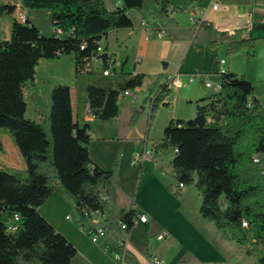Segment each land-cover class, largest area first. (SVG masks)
Here are the masks:
<instances>
[{"label": "trees", "instance_id": "obj_1", "mask_svg": "<svg viewBox=\"0 0 264 264\" xmlns=\"http://www.w3.org/2000/svg\"><path fill=\"white\" fill-rule=\"evenodd\" d=\"M11 1L0 4V15H13L17 5L21 10L48 9L53 34L44 35L27 16L13 18L9 38L0 29V131L11 134L26 165L23 171L0 168V264H71L77 249L45 216V208L62 192L73 199L83 222H89L93 213L110 215L120 164L104 170L93 162L90 125H81L74 113L70 86L50 89L49 111L39 122L26 117L24 91L34 83L42 59L73 55L79 76L93 73L92 59L98 57L102 77L87 85L85 104L88 113L100 120L118 118L123 93L142 87L145 75L121 73L114 80L106 78L103 72L114 62L102 41L111 31L133 27L130 14L142 12L144 0H119L114 10L105 0ZM158 2L161 22L173 24L168 18L170 1ZM199 28L214 30L206 22ZM241 32L230 36L215 32L218 39L210 46L216 48L227 39L229 55L244 48L252 51L255 39H242ZM218 82L221 90L198 100L193 118L168 124L154 152L175 151L173 185L195 186L202 200L201 218L213 223L222 238L246 248L247 256L255 255V264H264V101L242 75L226 70ZM170 92L165 83L155 82L146 99L152 113ZM14 215L20 222L18 230L10 232L8 223ZM135 215L133 210L120 211V219L130 228L127 233ZM124 260L140 264L129 251Z\"/></svg>", "mask_w": 264, "mask_h": 264}, {"label": "crops", "instance_id": "obj_2", "mask_svg": "<svg viewBox=\"0 0 264 264\" xmlns=\"http://www.w3.org/2000/svg\"><path fill=\"white\" fill-rule=\"evenodd\" d=\"M146 1L144 0L142 12L134 11L130 14L133 27L111 31L102 41V45L112 55L114 62L112 68L116 71L114 75L111 74L106 78L114 80L119 78L121 73L144 74V83L142 87L137 88L142 89L148 82L147 77L153 75L163 77L160 84L166 83L168 77L175 74L199 73L202 76L214 77L219 70V62L224 60L226 70L244 76L253 84L256 97L264 101V0H169L171 7L168 18L173 21V24L161 22V6L158 0H154L155 5L148 12L146 11ZM8 2L12 3L11 0H3L0 4ZM105 3L110 10H114L120 5L119 0H105ZM216 4L219 7L214 10L213 6ZM181 8L185 10L179 11ZM181 11L182 13L178 14ZM16 13L17 10L12 16L17 19ZM193 16L203 22L212 24L214 30L195 27L192 21ZM187 20L189 23H187ZM144 24L155 30H164L166 35L160 39L146 40ZM239 30L242 31L240 35L242 39H255L252 51L244 48L235 54L229 55L227 51L229 42L227 39L221 41L216 48L210 46L212 41L218 39L215 32H225L230 36ZM111 34L113 36L112 40L110 39ZM250 53H253V58L249 57ZM121 55L126 56L122 58ZM117 60L122 63L120 71H117ZM94 68L102 71V62L100 60L95 61ZM216 82H218V79ZM201 84L202 87H205L203 81H201ZM27 87L30 88V94H36V81L30 83ZM183 90H188V92ZM134 91H131L132 94ZM207 96L205 91L197 88L171 89L170 94L164 98L159 105L160 107H158L161 111L166 112L162 124L164 127L163 136L164 129L172 120L193 118L196 114V105H192V102L194 100L197 102ZM129 97L132 98L134 103L137 101L135 94ZM182 102H186V105H183ZM148 104L151 108L149 102ZM85 110L88 113L87 104H85ZM76 114L80 117L79 109H77ZM82 119L81 125L89 124L86 115ZM121 132L115 134L118 135L114 138L116 147L130 141L129 134L131 132H128L127 136ZM122 135L125 137H122ZM147 138H149V134L143 140L144 146L148 144ZM125 150V147H121L120 154H125ZM173 158L174 154L172 160ZM93 162L104 170L112 169L110 166L105 167L94 160ZM25 168L26 166L20 170L23 171ZM119 168L121 173L122 165ZM170 186H173V184ZM126 196L124 195L121 199L118 189L112 206V213L109 215L108 212H105L98 219L99 224L106 229V236L95 244L81 232L80 226L86 227L89 222L81 221L78 215L74 216L76 210L73 199L65 194L57 195L54 199L55 202L64 205L63 208L52 205L57 219L52 220L49 212L44 214L75 245L77 254L71 264H128L124 259L117 260L115 257L117 254L124 255L125 249L121 246V242L124 241L128 243L127 252L134 254L140 264H154L153 258H159L162 264H197L193 258V260L186 259L184 255V253H187L185 241H183L184 238H182L178 229L180 228V222H182V226L189 227L190 230H195L193 222L198 225L204 224L205 221L198 215L199 213H196V215L191 214V211L187 209L180 214L168 213L166 217L162 218L153 213L150 216L148 210H142L134 201L130 202ZM104 201L107 202V200ZM62 209H65L66 212L60 213ZM121 210H133L136 214L146 215L149 222L134 227L124 240V233L119 227V222L122 221L119 216ZM190 215L194 218H190ZM67 216L71 217V221L66 220ZM205 227L208 231H211V227L206 224ZM160 234H165L164 239L161 241L157 239ZM214 235L217 236L216 233ZM241 248L243 249V247ZM241 248L239 247L237 250L243 252Z\"/></svg>", "mask_w": 264, "mask_h": 264}, {"label": "rangeland", "instance_id": "obj_3", "mask_svg": "<svg viewBox=\"0 0 264 264\" xmlns=\"http://www.w3.org/2000/svg\"><path fill=\"white\" fill-rule=\"evenodd\" d=\"M1 2L3 0H0ZM154 5V0H147L146 11L152 10ZM16 10L15 16L20 20L21 15H25L44 35L50 36L53 34L50 11L48 9H23L21 12L20 7H16ZM180 13L182 11L178 12V14ZM13 18L8 13L0 15V29L5 38L10 37ZM22 20L24 19L22 18ZM187 23H189L188 20ZM110 39H113L112 34ZM125 56L121 55L122 58ZM121 64V61L117 60V71H120ZM110 72L114 75L116 71L111 67ZM192 74L198 75L196 81L190 86L192 89L197 88L205 91L208 96L214 93V90L202 87L201 74L199 73L182 75V82H188V77ZM175 75L168 77V79ZM98 77H102V71L97 68H94L93 73L77 76L73 55H63L56 59H42L38 65L35 79L37 84V88L35 89L36 94H30L31 91L28 87L24 91L25 100L28 103L26 117L37 122L42 120L45 113L49 111L50 89L56 85L70 86L73 93L74 113H77V109H79L80 124H82V117L85 115L90 124V134L93 138V143L90 146L91 158L96 163L99 162L105 167L110 166L112 169L115 168L116 164H120L115 174V195H117V190L119 189L121 199H123L124 195H127L126 197H128L127 199L130 202L134 201L142 210H148L150 216L153 213L162 218L166 217L168 213L180 214L183 210L187 209L191 211V214L194 213L196 215V213H199L202 200L195 186H186L183 190H179L178 186L173 185V188L170 189V185L174 184L171 164L173 150L163 151L159 149L157 153L154 152L155 158L152 160L146 161L143 164H133V155L135 152L144 149L143 140L148 134L149 138H147L148 144L146 147L153 151H155V144L163 136L164 127L162 124L166 112L157 108L152 113L146 101L150 88H153L157 80L160 83L163 77L161 75L147 77L148 82L143 88L133 92L137 96V101L134 103L131 97H123L121 99L122 105L119 117L109 121L93 117L89 113H86L85 110L86 87L89 84H94ZM211 80L216 82L217 78L214 77ZM183 91L188 92V90ZM182 104L186 105V102H182ZM192 105H196L195 100L192 102ZM117 132L124 133L125 136L128 135V132H131L129 134L131 137L130 141L127 144L116 147L114 138L118 136L115 135ZM125 136L122 135V137ZM0 142L2 146L0 149V168L5 171H14L15 169L21 171L20 169L26 166L25 161L19 154L13 137L7 130L2 129L0 131ZM121 147H125L126 149L123 155L120 154ZM121 165L122 170L120 173L119 167ZM56 195H61V193ZM52 205L61 208L64 205L52 199L46 206L47 208L45 209H48L50 218L54 220L57 219V216ZM62 212L65 213L66 210L62 209L60 213ZM77 215V212L74 213V216ZM191 217L193 216L190 215ZM193 224L194 226L191 225L195 230L182 226V222L179 223L180 228L178 230L182 238L185 239L183 241H185L187 249V253H184L186 259L190 260L193 258L197 264H255V255L247 256L244 253L246 248L242 249L236 242H229L222 238L213 223L204 222V224L198 225L193 222ZM205 224L211 227V231H208ZM239 247L243 252L237 250Z\"/></svg>", "mask_w": 264, "mask_h": 264}, {"label": "built area", "instance_id": "obj_4", "mask_svg": "<svg viewBox=\"0 0 264 264\" xmlns=\"http://www.w3.org/2000/svg\"><path fill=\"white\" fill-rule=\"evenodd\" d=\"M218 7H219V5L216 4V5L213 6V9L217 10ZM20 10H21V8H20ZM21 12H22V10H21ZM22 18L25 19L26 16L25 15H21V20H22ZM192 21L194 23V26L198 27V28L200 27L201 23L203 22L201 19H198L195 16L192 17ZM143 26H144L145 39L146 40L160 39V38H162L163 36L166 35V32L164 30H155V29L150 28L149 25H146V24H144ZM102 51H103V48L99 47L98 48V52L101 53ZM99 60L102 62V60L100 58H98V57H94L92 59L93 68H94V62L95 61H99ZM225 71H226L225 61L221 60L219 62V70H218V72L216 73V75L214 77L218 79L219 74L223 73ZM103 74H104V76H110L111 72H110V70H107V71H104ZM197 76L198 75H196V74L189 75L188 82L183 83L182 80H181L182 75L176 74L174 77L168 79L165 84L167 85V88L170 89V90L173 89V88H182V87L189 88L191 86V84L196 81ZM200 76H201V79L203 81V85L205 86V88L212 89V90H214V92H218V91L221 90L220 83L219 82L214 83L211 80L212 78H214L213 76H207V75H204V76L200 75ZM126 96H133V94H132L131 91H125L123 93L122 98L126 97ZM153 158H155L154 151L152 149H148L145 146L144 149H142L141 151L135 152V154L133 155L132 160H133V164H136V163L143 164L144 162L150 161ZM254 162L255 163H259L260 159L258 157H255L254 158ZM178 187H179V190H183L185 188V186L183 184H180ZM90 217L91 218L88 220L89 221V225L86 226V227H84L82 225V226H80V229H81V232L85 236H87L91 240L92 243L96 244L101 238L106 236V229L103 226H101L99 224V221H98V219H100L102 217L101 213H99V212L98 213H93V214L90 215ZM67 219L71 220V217L68 216ZM19 222H20L19 216L18 215H14L13 219L8 223V230L10 232H16L18 230ZM148 222H149V219H148V217L146 215L136 214L133 217V219H132L131 230L134 227H137L139 224H147ZM243 226L247 228L248 227V223L246 221H243ZM119 227L124 233L123 239L125 240V238L127 237V234H128L127 232L130 230V228L123 221L119 222ZM164 237H165V234H160L157 237V239L161 241V240L164 239ZM121 246L124 247L125 253H126L127 249H128V243L125 242V241L121 242ZM125 253H124V255H125ZM124 255L123 254H117L115 257H116L117 260H121V259H124ZM153 263L154 264H162V261L159 258H153Z\"/></svg>", "mask_w": 264, "mask_h": 264}]
</instances>
